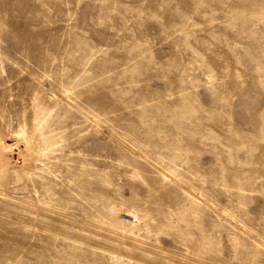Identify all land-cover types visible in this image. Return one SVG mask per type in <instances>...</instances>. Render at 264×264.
Returning <instances> with one entry per match:
<instances>
[{"label": "rangeland", "instance_id": "obj_1", "mask_svg": "<svg viewBox=\"0 0 264 264\" xmlns=\"http://www.w3.org/2000/svg\"><path fill=\"white\" fill-rule=\"evenodd\" d=\"M0 64V264H264V0H0Z\"/></svg>", "mask_w": 264, "mask_h": 264}, {"label": "bare ground", "instance_id": "obj_2", "mask_svg": "<svg viewBox=\"0 0 264 264\" xmlns=\"http://www.w3.org/2000/svg\"><path fill=\"white\" fill-rule=\"evenodd\" d=\"M1 63H2V62H1ZM0 65H1V64H0ZM23 135H24V134H22L21 136L23 137ZM18 136L21 137L20 134H18ZM25 139H26V138H25ZM26 140H27V139H26ZM29 141H30V140H27V141H26V145L28 146V147H26V148H27V151H28L29 153H33V152H35V151H34L35 149H34V147H33L32 145H31V147H30V145H29L30 142H29ZM32 147H33V148H32ZM29 153H28V154H29ZM29 155H30V154H29ZM31 155H32V154H31ZM33 155H34V154H33ZM30 157H31V156H29V158H30ZM31 158L33 159V156H32ZM29 160H30V159H29ZM32 161H34V160H32ZM37 167H38V166H37Z\"/></svg>", "mask_w": 264, "mask_h": 264}]
</instances>
